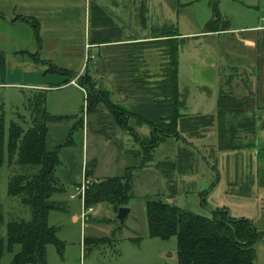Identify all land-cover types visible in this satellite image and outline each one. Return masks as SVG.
<instances>
[{
    "label": "rangeland",
    "instance_id": "rangeland-1",
    "mask_svg": "<svg viewBox=\"0 0 264 264\" xmlns=\"http://www.w3.org/2000/svg\"><path fill=\"white\" fill-rule=\"evenodd\" d=\"M215 1L218 2L221 24L226 21L232 27L250 25L254 21L264 24V0ZM210 2L148 0L147 23H152L151 31L155 33L162 30L156 29L158 26L164 25L163 29L176 34L199 33L213 16ZM249 5L254 7L248 8ZM84 30L67 29L72 48L79 44V40L83 49ZM142 30L137 29V33L140 34ZM223 37H201L190 39V42H178L179 113L187 115L184 118L213 116L214 124L202 129L209 130V133L203 134L201 130L198 135H190L181 129L180 120L179 131L186 141L173 138L162 141L153 152L143 154V158L151 156L150 160L142 158L139 162V159L130 158L128 165L121 163L124 150L133 149L136 142L124 132L115 137L119 127L105 108L87 115L85 91L68 87L44 93L45 108L50 116L72 117L67 122L47 125L45 147L57 153L60 165L55 170V177L63 187L62 193L52 197L53 201L61 204V208L56 206L48 217V224L55 228L56 237L63 248L60 252L57 247L48 246L47 264H178L176 237L162 240L149 236L145 204L152 199H161L204 217L217 209H226L233 218L247 219L258 233H264V170H261L264 169V159L260 162L256 152L251 149L231 154L230 151L220 150L219 146L220 127L224 122L217 116L219 83L230 77L234 82H231L232 85L238 88L245 76L253 72L250 63L245 65L227 53ZM83 53L80 60L76 56L72 58V71L80 72L86 66L91 68L92 61L88 63V56ZM200 59L205 61L203 66L193 63V60ZM54 62L63 68L59 60L55 59ZM212 62H215L214 69ZM48 77L53 84L57 81L60 83L61 76ZM222 86L226 90L233 89V86ZM242 90L237 91L236 95L239 96ZM237 100L242 102L240 96ZM30 101V93L25 89L0 88V118L5 132V163L0 166V205L4 209V223L10 219H30L29 208L24 207L18 198L7 195L9 179L20 174L22 168L16 163V158L8 163L6 153L9 126L17 120L16 116L22 118L24 130L31 127L30 112L26 109ZM245 110L244 114H240L242 116L225 115L232 126L235 124L234 117H249L255 121V134H247L242 130L235 132L241 144L255 140L259 132L264 134V111ZM131 125L134 123L131 122ZM191 144L196 147L192 148ZM133 164L140 166L131 173L130 199L125 207L129 209V214L125 220L116 221L119 209L115 210L106 202L93 205L92 211L82 219V202L76 194L77 185L83 179V171L86 168L93 169L94 180L87 178L93 184L95 180L100 182L107 178L122 177L128 168L133 169L129 167ZM36 171L34 169L32 173ZM0 236L6 237L5 226L0 230ZM101 238L106 240L97 241ZM253 248L255 264H264V240L257 241ZM8 254L6 252L4 257L7 258Z\"/></svg>",
    "mask_w": 264,
    "mask_h": 264
},
{
    "label": "trees",
    "instance_id": "trees-1",
    "mask_svg": "<svg viewBox=\"0 0 264 264\" xmlns=\"http://www.w3.org/2000/svg\"><path fill=\"white\" fill-rule=\"evenodd\" d=\"M212 7V20L207 25V31H225L226 26H220V13L218 2L210 0ZM143 20V13H141ZM152 41L147 47L162 52L164 63L162 65L161 80L139 84L135 82L137 90L146 86V96L135 97V106L124 109L112 102L109 93L96 87V81L86 70L85 77H80L78 82L86 91V110L96 113L105 108L112 120L121 128H131L130 120L136 126H147L151 135L147 139H141L144 154H150L162 142L168 138L185 140L179 131L181 129L190 135H198L202 129L210 128L214 124L213 116H196L184 118L179 109L178 90V40L175 32L166 29L158 32L152 31ZM142 46V45H141ZM159 49H162L159 51ZM49 72L69 75V72L60 68L49 66ZM232 78H229L225 86H230ZM68 83V81L66 82ZM232 89L226 90L219 86L217 101V116L224 119L220 127L219 146L222 151L236 149L235 143L239 141L235 132L242 130L248 134L255 126V121L249 117L245 120L234 117V125H230V119H225L227 113L244 114L245 109L251 110L249 100L241 97L237 100ZM30 112L31 127L24 130L20 115L16 121H12L8 130L7 159L11 163L16 158V163L22 168L20 174L9 179L7 195L18 198L20 203L29 208L30 219H10L6 222V237L0 236V260L6 252H11L14 245H20L21 251L16 254L10 264H47V247L53 245L61 252L63 246L56 237V230L49 226L48 217L51 210L61 204L52 200L56 194L63 192V187L55 177V170L60 161L56 152L48 151L45 147L47 125L50 123H62L72 117L50 116L45 108V98L39 94L26 105ZM242 116V115H240ZM4 123L0 118V166L5 163L4 148ZM139 140V139H138ZM148 157V158H147ZM146 160L151 156L147 155ZM36 169V173L32 171ZM130 171V172H129ZM133 169H127L122 177L107 178L93 183L85 193L84 208L89 209L93 205L106 202L115 210L126 207L130 199L131 173ZM91 169H86L88 178ZM79 186V185H78ZM145 212L148 224V232L151 238L168 240L177 239L178 264H255V251L253 245L257 241L264 240V233H258L253 223L247 219H235L226 209L212 211L208 217L194 214L180 209L177 206L166 203L161 199L148 200L145 204ZM106 238L97 241H105Z\"/></svg>",
    "mask_w": 264,
    "mask_h": 264
},
{
    "label": "crops",
    "instance_id": "crops-1",
    "mask_svg": "<svg viewBox=\"0 0 264 264\" xmlns=\"http://www.w3.org/2000/svg\"><path fill=\"white\" fill-rule=\"evenodd\" d=\"M147 1L0 0V88L25 89L29 91L31 100H33L35 96L44 95L48 90L75 87L70 85V82L75 77H85L87 70L96 81V87L106 90L113 103L124 109H131L135 106V97L147 95L146 86L143 85L140 90H137L135 82L141 85L162 79L164 63L162 52L146 45L152 41L151 29L153 28L152 23L149 25L147 23L149 13ZM247 7L253 8L254 5ZM141 13H143V20ZM211 20L212 18L206 22L202 32H177L176 39L178 42L180 40L190 42L193 38L224 36L222 42L227 53L244 62L245 65L250 63L249 67L253 69L252 75L245 76L243 82L240 83L239 88L243 90L239 96L248 99L254 111H264V24L254 21L250 25L232 27L226 21L227 24H223L226 27L217 28V30H228L216 31L215 28L210 32L206 28ZM162 27L165 25L158 26L156 29H163ZM75 28L85 29L83 49L79 40V44L73 48L70 45L72 40L68 37L67 29ZM137 29L144 30L138 34ZM86 45L90 48L85 49ZM73 51L77 52L73 53ZM83 51L88 56L87 62L92 61L91 68L88 69L86 66L80 72L72 71V58L76 56L80 60L83 57ZM55 59L63 65L60 69L69 72V75L49 72V66L59 68L54 62ZM193 61L200 66L205 63L202 59ZM214 63H211L212 69L215 68ZM49 75L61 76L60 83L59 81L54 84L50 82ZM179 82L178 46V85ZM250 84H252L251 88ZM75 88L80 91L83 89L80 84ZM23 94H25L24 91ZM86 112L87 115L91 114L87 110ZM127 122L134 129V133L121 128L114 122L119 127V132L115 134V137L124 132L136 142V147L124 150V160H121V163L125 166L128 165L130 158L139 159V162L142 160L144 151L141 139L145 140L151 135V130L147 126L131 125L130 120ZM82 127L84 128V122ZM202 133H209V130H202ZM259 138L264 141V134H260ZM138 166L140 165L133 164L129 167L134 170ZM92 175L93 169H91L89 178L94 180ZM4 220V209L0 205V230L6 224ZM20 251V245H14L8 257L3 256L0 260V264H10Z\"/></svg>",
    "mask_w": 264,
    "mask_h": 264
},
{
    "label": "flooded vegetation",
    "instance_id": "flooded-vegetation-1",
    "mask_svg": "<svg viewBox=\"0 0 264 264\" xmlns=\"http://www.w3.org/2000/svg\"><path fill=\"white\" fill-rule=\"evenodd\" d=\"M229 78L230 77L224 78V81L221 82V83H219V85L220 86L221 85H225V83L228 81ZM231 82H232V80H231ZM232 83H234V82H232ZM232 83L230 84V86H233V89L232 90H233L235 96H237L236 95V92L237 91L241 92V88H239V87L236 88V86L232 85ZM239 119H241V117H239ZM243 119H245V118L243 117L241 120H243ZM259 126H261V125H259ZM256 130H257V128H256V124H255V126H253L251 128L250 132H248V133L255 134L256 133ZM260 134L261 133L259 132V136H257L255 140H247V141H245L246 144L243 143L244 145L241 144V143L236 142L235 143V147H237V148L234 149V150H232V151H230L231 154H236L238 151H243V150H249V151L252 150L253 152H256L255 154L258 156V158H259V160L261 162V160L264 159V141H261L260 140V138H259L260 137ZM262 164H264V163H262ZM261 170H264V169H261ZM261 170H260V172H262Z\"/></svg>",
    "mask_w": 264,
    "mask_h": 264
},
{
    "label": "built area",
    "instance_id": "built-area-1",
    "mask_svg": "<svg viewBox=\"0 0 264 264\" xmlns=\"http://www.w3.org/2000/svg\"><path fill=\"white\" fill-rule=\"evenodd\" d=\"M90 46L86 45L85 49H89ZM78 80L79 77H75L71 82L70 85L78 87ZM84 91V89H82ZM91 181L89 179H87L86 175H85V170L83 171V179L82 182L79 184V186L77 187V194L76 197H79L81 202H82V206H81V218L84 219L86 218L87 214L90 213L92 211V208L86 209L84 208V199H85V193L86 190L88 189V187L91 185ZM75 196H72V198H74Z\"/></svg>",
    "mask_w": 264,
    "mask_h": 264
},
{
    "label": "water",
    "instance_id": "water-1",
    "mask_svg": "<svg viewBox=\"0 0 264 264\" xmlns=\"http://www.w3.org/2000/svg\"><path fill=\"white\" fill-rule=\"evenodd\" d=\"M128 214H129V209L125 207L119 208L117 216H116V221L123 222Z\"/></svg>",
    "mask_w": 264,
    "mask_h": 264
}]
</instances>
